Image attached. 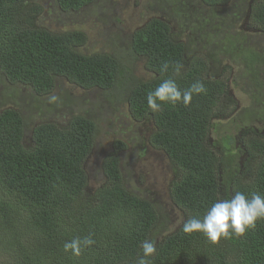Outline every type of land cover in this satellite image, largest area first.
<instances>
[{"label": "trees", "instance_id": "16d2710c", "mask_svg": "<svg viewBox=\"0 0 264 264\" xmlns=\"http://www.w3.org/2000/svg\"><path fill=\"white\" fill-rule=\"evenodd\" d=\"M93 1L56 0L63 12L80 11ZM197 2L216 9L228 0ZM160 3L175 6L176 16L187 15L193 0H157L155 7L162 13ZM245 12L264 26V0L250 6L247 2ZM43 13L31 0H0V83L5 78L19 84L17 88L30 89L40 104L56 96L50 109L66 106L70 115L65 124L43 120L34 125L18 105H6L0 112V264H136L144 241L156 245L149 264H264V219L243 236L221 237L217 243L202 232L182 230V221L202 219L214 202L236 192L249 199L254 193L264 196V134L245 139L251 149L246 153L232 137L229 151H238L237 156L217 154L208 143L211 117L234 111L228 108L232 96L228 105L223 103L228 84L218 79L219 69L214 71L211 64L219 62L221 44L206 47L200 39L201 48L193 49V41L186 43L180 33L184 26L158 12L131 29L121 55L86 53L81 50L88 40L83 31L40 27ZM141 60L152 72L148 79L135 74L134 64ZM165 62L169 68L162 71ZM176 63L183 65L179 75ZM57 78L83 90L123 91L118 96H125L133 124H152L145 143L170 161L167 191L173 206L165 204L171 209L129 189L119 156L126 148L121 141L101 160L103 182L93 187L88 161L94 160L97 124L71 108V96H58ZM166 79L175 80L181 90L200 81L206 91L194 94L187 107L163 103L162 110L152 112L147 94ZM259 85L264 89V80ZM248 87L252 91L251 82ZM242 124L253 125L248 119ZM90 234L95 243L79 255L64 250L66 242Z\"/></svg>", "mask_w": 264, "mask_h": 264}, {"label": "rangeland", "instance_id": "374dc122", "mask_svg": "<svg viewBox=\"0 0 264 264\" xmlns=\"http://www.w3.org/2000/svg\"><path fill=\"white\" fill-rule=\"evenodd\" d=\"M31 1L40 4L44 8V13L39 18L40 27L54 32H67L75 29L83 31L87 35L88 40L81 50L86 53L108 51L121 55L122 49L126 47L130 39L128 35L131 29H136L142 21L158 12L162 17L170 19L169 21L179 22L180 25L184 26V30H180L183 37H186L189 33H192V36H196L197 28L200 26L199 22L206 24L203 18L207 13V9L202 3H198L197 0H193V5L189 3L187 15L176 14V16H174L176 12L172 11L175 6L166 3H160L164 7L161 13L155 7L157 0H94L80 11L67 12H63L56 0ZM236 1L233 0L232 3ZM230 7L226 8L224 12L221 11L216 14L217 17L230 18L225 13H229ZM210 16L209 14L208 17ZM187 29L189 30L187 31ZM205 32L203 31L202 33ZM200 38H194L191 43L193 49L201 48L202 42ZM254 38L260 39V42L264 43V34H259L254 36ZM207 49H203V51L205 52ZM125 59L126 56L122 60L124 61ZM221 62H225V60L221 61L219 58V62L215 61L214 71L220 67ZM134 67L136 68L135 74L138 77L148 79L152 76V72L150 73L146 69L144 60L137 61ZM252 72L253 74L247 73V76L264 80V75L260 78L264 70L255 65ZM242 75L240 72L236 73L237 84L246 85L248 81L242 79ZM225 79H228L227 75H225ZM221 80L223 81L222 78ZM18 85L16 83L11 84L5 78L2 80V83H0V112L6 108V105H18L25 110V113L29 116L28 120L34 122V125L35 123H41L43 120H53L63 124L67 122L70 117L68 114L69 108L57 106L54 109H50L51 102L49 100L40 104L35 94L33 97L29 94V92H32L30 89L17 88ZM5 86L8 88H4ZM56 89L58 96L61 98H64L65 95L71 96L72 103L70 106L74 111L86 114L97 124L96 151L91 155L94 160L90 161L89 159L88 161L91 167V183L93 187H97L103 182L101 180L102 172H99L101 160L106 154L115 152L117 147L114 145L121 141L126 144V148L122 149L119 156L129 189L137 195L150 196L155 199L156 203L171 209L166 206V204L173 206L167 191L168 181L172 176L169 167L170 161L164 158L159 151L152 149L150 145L145 143L146 136L150 131L152 132L153 126L152 124L147 126L133 124L125 96L122 94L123 97L121 99L118 96L123 91L113 93L98 88L83 90L69 84L63 78H57ZM237 96L242 100L239 93H237ZM111 99L114 102H111ZM225 102L226 100L223 103L228 105ZM228 108L230 111L235 110L232 104ZM251 108L249 101H246L242 105L241 111L236 113L235 121L231 119L222 122L212 133V139L217 145H220L222 139L226 137L224 133L230 130L228 137L223 139L224 155L232 152L229 150L233 145L232 137L236 133L233 131V126L237 122H245L248 119L247 117H249ZM27 133L29 134V130ZM28 141H30L29 136L26 137V142ZM243 141L246 142L245 139ZM144 148L145 154L140 158ZM97 151L101 152L99 157L96 156ZM232 153L236 156L239 155L238 151Z\"/></svg>", "mask_w": 264, "mask_h": 264}, {"label": "flooded vegetation", "instance_id": "af4514ba", "mask_svg": "<svg viewBox=\"0 0 264 264\" xmlns=\"http://www.w3.org/2000/svg\"><path fill=\"white\" fill-rule=\"evenodd\" d=\"M233 0H228L227 5L223 3L219 4L216 9L211 6H207V13L204 16V20L207 21L206 24L199 22L200 26L197 28L196 36H192V33L183 37L185 42L194 41V38L203 39L206 47L214 46L216 43H220L219 46L221 53L220 58L222 61L220 64V70L218 72V79L227 82L226 91L222 95L224 100H228V96L231 97V104L235 105V110L228 114H222L220 117H225L227 120L235 121L236 113L241 111L242 103L241 99L237 96L239 93L242 97V100L249 101L252 106L249 111L248 122H251L250 127H245V124L242 122H237L233 126L234 138L241 143L244 151H249L248 144L242 141V139H246L254 134L263 135L264 134V89L261 86H258V82L262 81L258 77L247 76L248 74H253L252 70L255 68V65L260 69L264 70V43L260 42V39H255L254 36L259 34H264V26L259 24L257 21H253L250 19L247 12H245V7L247 6V2L249 6L255 0H237L232 3ZM230 7V11L225 12L230 18H222L217 17L216 14L219 12H224L226 8ZM206 8V7H205ZM250 8V7H249ZM250 13V10H248ZM211 15L208 17V15ZM208 17V18H207ZM224 27V30H223ZM189 29H187L188 31ZM203 31H207L206 34L202 33ZM218 31V32H216ZM225 31V33H224ZM242 31V34L239 33ZM202 33V34H200ZM230 35V36H229ZM191 36V38H189ZM232 39L233 42H229L227 37ZM258 53L260 56H256ZM254 57L257 59L253 60ZM238 60V62H237ZM215 62L211 64L214 65ZM240 72L243 74L241 76L242 79H246L248 82L246 85L240 83L238 85L241 86L243 92L239 91V88H233L232 83L237 84L236 73ZM225 75H227L228 79H225ZM264 73H261V77ZM252 84V91L248 87V84ZM235 89V90H234ZM249 125V124H247ZM250 129V131L246 134L245 130ZM228 133H224L228 136ZM149 137H147L148 139ZM142 156H140L141 158Z\"/></svg>", "mask_w": 264, "mask_h": 264}, {"label": "clouds", "instance_id": "9594fccd", "mask_svg": "<svg viewBox=\"0 0 264 264\" xmlns=\"http://www.w3.org/2000/svg\"><path fill=\"white\" fill-rule=\"evenodd\" d=\"M182 67L183 65L180 63L175 64L174 71L177 75L180 74ZM168 68L169 63L165 62L162 65V71H167ZM218 69L220 70V68ZM205 91V87L200 81L194 82L186 90H181L175 80L166 79L147 94V104L152 112L162 110L163 103L174 105L182 102L187 107L191 104L194 94L198 95ZM57 99L56 96H52L50 97V102H55ZM242 101L244 104L245 100H241L240 102L242 103ZM224 121H227V119L212 116L208 136L210 146L218 152L217 154L223 155V139L226 137L222 139L220 145H217L212 139V133ZM260 219H264V196L254 193L249 199L244 193L236 192L231 199L214 202L202 219L191 217L182 221V230L188 234L196 231L202 232L210 242L217 243L221 237L230 238L232 235L243 236L247 230L254 229L257 221ZM94 243L95 241L92 239L91 234L83 238V240L77 237L66 242L64 250H71L74 255H79L83 247L91 246ZM141 247L143 255L139 256L136 264H149L147 258L156 252V245L151 241H144Z\"/></svg>", "mask_w": 264, "mask_h": 264}]
</instances>
